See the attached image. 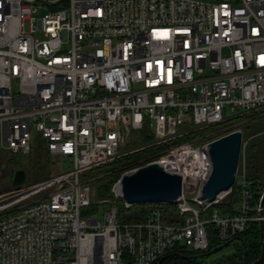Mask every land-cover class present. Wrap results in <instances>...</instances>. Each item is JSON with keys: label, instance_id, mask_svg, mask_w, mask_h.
Masks as SVG:
<instances>
[{"label": "built area", "instance_id": "obj_1", "mask_svg": "<svg viewBox=\"0 0 264 264\" xmlns=\"http://www.w3.org/2000/svg\"><path fill=\"white\" fill-rule=\"evenodd\" d=\"M252 113H264V0H0V152L29 153L33 124L66 164L0 190V264H157L177 243L205 250L207 224L224 244L261 223L264 189L255 199L244 143L236 212L215 206L232 186L199 197L207 143ZM144 125L153 143L193 134L147 162L181 176L182 221L157 207L141 222H120L116 206L102 221L85 215L95 188L84 173L128 152Z\"/></svg>", "mask_w": 264, "mask_h": 264}, {"label": "trees", "instance_id": "obj_2", "mask_svg": "<svg viewBox=\"0 0 264 264\" xmlns=\"http://www.w3.org/2000/svg\"><path fill=\"white\" fill-rule=\"evenodd\" d=\"M246 118V121L241 126L242 142L244 143L245 172L247 178L252 181L253 196L256 199L264 189V113H252L247 115ZM138 131L140 132L136 136V132H132V135L136 139L132 142L133 146L128 149V152L113 159L111 162L93 167L84 173L85 176H91L96 182L92 183L91 181V184L94 186L95 193L98 196L104 197L108 194L111 191L113 183L126 170L151 161L156 152L187 139V137H180L168 142L153 143L155 141L154 135L146 125ZM44 151L46 152L45 149ZM14 171L10 170V176H13ZM238 201L237 185L233 184L229 195L215 206L221 213H233L237 210ZM154 207L160 209L163 221L169 223H179L182 221V216L178 213L175 202L123 204L122 209L117 207V218L120 222H141ZM122 210L128 212L124 213ZM206 231L208 246L205 250H194L186 245L177 243L159 259L157 264H262L264 262V249L260 257L262 245L264 246V221L261 223L257 221L250 223V226L246 230L232 238L240 240L239 246L232 254L223 255L219 259L210 261L209 263L205 262L201 256H196V254L210 251L214 248V251H216L222 244L217 241L215 229L211 224L206 225ZM261 231L263 233L262 238ZM229 241L224 243L223 246L227 245ZM258 258L259 260L256 261Z\"/></svg>", "mask_w": 264, "mask_h": 264}, {"label": "water", "instance_id": "obj_3", "mask_svg": "<svg viewBox=\"0 0 264 264\" xmlns=\"http://www.w3.org/2000/svg\"><path fill=\"white\" fill-rule=\"evenodd\" d=\"M241 144L242 132L239 129L229 131L207 143L211 171L202 186L200 198L212 200L216 194L226 191L232 186ZM24 180L25 171L23 169L15 170L12 176V185L19 186ZM119 182L121 197L128 204L174 202L182 190L181 176L166 171L162 165L155 161L143 164L133 172L124 173L120 176ZM8 188V186H4L2 190ZM263 249L262 245L260 257L263 254ZM214 250L215 248L198 253L196 256L208 255ZM258 260L259 258L256 261Z\"/></svg>", "mask_w": 264, "mask_h": 264}, {"label": "rangeland", "instance_id": "obj_4", "mask_svg": "<svg viewBox=\"0 0 264 264\" xmlns=\"http://www.w3.org/2000/svg\"><path fill=\"white\" fill-rule=\"evenodd\" d=\"M230 114V112H228ZM242 121L237 120L236 123L229 122L225 123L224 128L229 129L241 128L239 124ZM222 126H215L213 128L207 129L208 133L212 131H217L221 129ZM135 136L140 131H135ZM134 135L128 136L122 147V152L128 151L132 148V142L136 139ZM193 134L188 135L187 138L192 137ZM243 143V142H242ZM44 141L40 133L34 129L33 124L31 125V150L27 154H16L13 156L7 155L0 152V190L4 186H12V176H10V170L23 169L25 171V180L23 185H29L38 180L57 174L64 169H66V164L63 162L64 159L58 156H52L44 151ZM133 150V149H131ZM241 166V160H239V168ZM240 170H238L237 181L240 178ZM96 183L92 180V183ZM125 204V200L122 197L115 195L113 191H110L104 197L98 196L96 193L93 197V204H91L83 213L87 216H95L98 220L102 221L104 212L110 206H116L119 209ZM122 209V208H121ZM122 212L127 213L128 211L122 210ZM182 244V243H181ZM240 240L234 238L228 242L227 245L218 248L213 253L201 256L205 262L215 261L222 257L223 255L232 254L235 249L239 246Z\"/></svg>", "mask_w": 264, "mask_h": 264}]
</instances>
